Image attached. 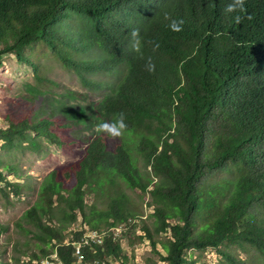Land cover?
Segmentation results:
<instances>
[{
  "label": "trees",
  "instance_id": "trees-1",
  "mask_svg": "<svg viewBox=\"0 0 264 264\" xmlns=\"http://www.w3.org/2000/svg\"><path fill=\"white\" fill-rule=\"evenodd\" d=\"M229 2L0 0V65L14 55L35 79L24 97L7 99L2 145L38 151L47 138L78 155L38 187L0 171L7 198L37 188L16 224L35 245L26 264H127L126 238L150 241L160 261L148 264L204 263L194 256L207 250L226 264H264V0H246L252 18L240 25L224 12ZM165 16L182 19V31ZM136 28L144 59L131 50ZM48 57L101 91L69 108L79 126L94 127L83 146L72 119L47 112L44 98L71 97L54 92ZM118 112L124 136L95 131ZM4 167L21 176L17 165ZM89 232L104 241L77 253L74 242Z\"/></svg>",
  "mask_w": 264,
  "mask_h": 264
},
{
  "label": "rangeland",
  "instance_id": "rangeland-1",
  "mask_svg": "<svg viewBox=\"0 0 264 264\" xmlns=\"http://www.w3.org/2000/svg\"><path fill=\"white\" fill-rule=\"evenodd\" d=\"M3 61V64L0 65V128L2 129L9 126V122L3 117L6 108H8L7 99L24 97L29 90L27 89L28 85H32L35 81L32 67L19 61L14 55L5 56ZM42 61L47 65L49 77L58 83L54 92L57 94L64 91L71 93L69 99L57 98L53 105H51V98H44L47 112L50 111L54 117L60 118L62 121L72 119L73 125L75 124L77 127L74 130L77 133L74 134L83 133L85 135L81 143L83 146L88 140L89 133H93L94 127L79 126V121L74 118L77 115L73 111L74 108L72 109L73 112L70 109L78 104H89L98 99L101 91L84 87L74 71L62 67L53 57L42 59ZM81 93L87 98H81ZM59 106L60 108H58ZM72 137L75 136L72 135ZM41 142L42 147L35 151L26 147L5 148L2 145L4 140L0 138V171H3L13 181L23 183L25 180H30L33 185H36L35 187H38L41 180L57 165L74 161L78 157L72 151V149H76V146L74 148L61 147L47 138H42ZM5 165H17L21 176L8 172L4 167ZM2 186L3 184L0 183V187ZM36 198L37 188L30 193H23L21 197L11 195L10 198H7L0 190V227L6 226L8 228L7 231L0 232V264H26L28 255L35 245L28 235L21 233L16 224ZM152 210V208H148L146 213H150ZM76 227L78 226L76 225ZM136 233L139 234L140 231L138 230ZM122 243L124 251L129 257L127 264H148L147 259L160 261V255L156 253L148 239L131 244L130 240L126 238L122 240ZM158 249L161 250L160 245H158ZM161 253L165 254L162 250ZM203 254L199 256V253H195L194 257H200L204 262L199 264H226L213 250H207ZM15 256L21 257L20 263H16ZM241 256L245 258L246 254H241ZM109 261L110 264H119V261L114 258H109ZM160 263L164 264V262ZM44 264H48L47 260L44 261Z\"/></svg>",
  "mask_w": 264,
  "mask_h": 264
},
{
  "label": "clouds",
  "instance_id": "clouds-1",
  "mask_svg": "<svg viewBox=\"0 0 264 264\" xmlns=\"http://www.w3.org/2000/svg\"><path fill=\"white\" fill-rule=\"evenodd\" d=\"M210 7H214V5H209ZM224 12L226 15H231L234 23L236 25H240L245 18L251 19V15H248V9L246 7V0H230V2L225 6ZM166 20H170L168 27L173 32L182 31V25L184 21L171 19L168 16H165ZM131 37V50L134 53L139 55L140 59H144V55L142 52V44L140 38V31L138 28L132 29L130 32ZM150 45L153 46V51L159 49L160 45L155 41H148ZM145 70L154 73L155 72V64L152 61L151 57H148L145 63ZM126 114L124 112L115 113L110 121L99 123L95 127V131L97 133L106 134L108 137L112 139L121 138L125 135L128 130V124L126 123Z\"/></svg>",
  "mask_w": 264,
  "mask_h": 264
},
{
  "label": "built area",
  "instance_id": "built-area-1",
  "mask_svg": "<svg viewBox=\"0 0 264 264\" xmlns=\"http://www.w3.org/2000/svg\"><path fill=\"white\" fill-rule=\"evenodd\" d=\"M83 227L85 229H90L86 226H83ZM81 229H82V226H81ZM120 233H121V231L115 232V235L118 236V235H120ZM105 234H106V231H105ZM105 234L102 237H92L89 240H81V238H80L79 241L74 242V245H75V247H79V249H82V246L90 245L91 243L101 244L104 241Z\"/></svg>",
  "mask_w": 264,
  "mask_h": 264
},
{
  "label": "bare ground",
  "instance_id": "bare-ground-1",
  "mask_svg": "<svg viewBox=\"0 0 264 264\" xmlns=\"http://www.w3.org/2000/svg\"><path fill=\"white\" fill-rule=\"evenodd\" d=\"M89 236H91V232L87 233V235L85 237H83L82 240H89ZM76 251H77V253L80 254L81 249H79V247H77V250ZM47 262H48V260H47Z\"/></svg>",
  "mask_w": 264,
  "mask_h": 264
}]
</instances>
